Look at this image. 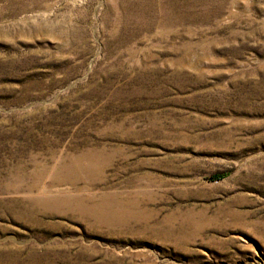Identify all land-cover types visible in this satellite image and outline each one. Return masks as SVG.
Instances as JSON below:
<instances>
[{
  "label": "rangeland",
  "instance_id": "374dc122",
  "mask_svg": "<svg viewBox=\"0 0 264 264\" xmlns=\"http://www.w3.org/2000/svg\"><path fill=\"white\" fill-rule=\"evenodd\" d=\"M0 264H264V0H0Z\"/></svg>",
  "mask_w": 264,
  "mask_h": 264
},
{
  "label": "bare ground",
  "instance_id": "6f19581e",
  "mask_svg": "<svg viewBox=\"0 0 264 264\" xmlns=\"http://www.w3.org/2000/svg\"><path fill=\"white\" fill-rule=\"evenodd\" d=\"M236 12V11H235ZM92 154V153H91ZM69 157V156H68ZM72 158V157H71ZM75 158V157H74ZM97 159H99V158H97ZM67 164V163H66ZM67 168V167H66ZM72 168V167H71ZM70 171V170H69ZM34 173V172H33ZM90 173V172H89ZM99 173V172H98ZM94 176V175H93ZM92 178V177H91ZM106 178V177H105ZM63 180V179H62ZM104 182V181H103ZM30 184V183H29ZM53 184H55V183H53ZM51 186V185H50ZM31 187V186H30ZM55 187V186H54ZM128 187V186H127ZM90 188V187H89ZM51 189V188H50ZM49 189V190H50ZM79 190V189H78ZM138 192V191H137ZM140 192V191H139ZM80 193V192H79ZM56 194V193H55ZM106 195V194H105ZM123 196V195H122ZM47 198V197H46ZM56 199V198H55ZM67 199V198H66ZM97 199V198H96ZM81 200V199H80ZM76 201V200H75ZM116 202V201H115ZM110 203V202H109ZM113 203H114V201H113ZM111 204V203H110ZM113 205V204H112ZM65 206V205H64ZM107 210V209H106ZM40 211V210H39ZM116 211V210H115Z\"/></svg>",
  "mask_w": 264,
  "mask_h": 264
}]
</instances>
